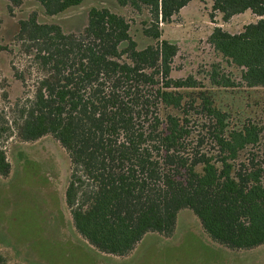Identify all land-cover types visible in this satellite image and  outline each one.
I'll list each match as a JSON object with an SVG mask.
<instances>
[{
    "label": "trees",
    "instance_id": "obj_1",
    "mask_svg": "<svg viewBox=\"0 0 264 264\" xmlns=\"http://www.w3.org/2000/svg\"><path fill=\"white\" fill-rule=\"evenodd\" d=\"M2 1L11 15L26 0ZM83 1L34 0L49 18ZM114 1L145 13L144 47L108 8H90L76 33L35 12L17 21L1 51L24 52L39 76L0 133L59 143L70 164L64 204L73 228L102 254L125 257L148 233L170 235L182 210L223 247L264 245V121L233 117L211 92L264 89V0H211L223 24L246 12L255 21L236 33L212 29L207 45L238 76L215 63L201 78L171 76L177 47L160 29L195 0ZM13 79L24 84V74ZM9 172L0 147V176Z\"/></svg>",
    "mask_w": 264,
    "mask_h": 264
},
{
    "label": "rangeland",
    "instance_id": "obj_2",
    "mask_svg": "<svg viewBox=\"0 0 264 264\" xmlns=\"http://www.w3.org/2000/svg\"><path fill=\"white\" fill-rule=\"evenodd\" d=\"M108 8L121 13L130 25V35L144 47L138 15L119 7L114 0H84L75 8L56 17H44L34 0H26L8 15L0 0V131L12 128L13 103L17 97L30 96L39 76L22 51H1L10 42L17 21L35 12L41 23L61 26L65 33H76L85 25L90 8ZM255 18L246 12L223 24L221 15L212 10L211 0H195L161 24V38L177 47L171 64L172 77L193 75L201 78L211 64L229 68L207 45L214 27L236 33ZM15 42H12L14 44ZM24 74V84L13 79V72ZM215 104L233 117L264 121V89H211ZM14 129L0 133V147L10 164L7 177L0 176V257L2 264H264V245L248 251L232 250L213 242L199 220L189 211L178 213L170 235L146 234L125 257L102 254L91 247L73 228L64 204V190L69 175L67 153L50 135L38 140H19ZM11 134V135H10Z\"/></svg>",
    "mask_w": 264,
    "mask_h": 264
},
{
    "label": "crops",
    "instance_id": "obj_3",
    "mask_svg": "<svg viewBox=\"0 0 264 264\" xmlns=\"http://www.w3.org/2000/svg\"><path fill=\"white\" fill-rule=\"evenodd\" d=\"M241 16V15H240Z\"/></svg>",
    "mask_w": 264,
    "mask_h": 264
}]
</instances>
